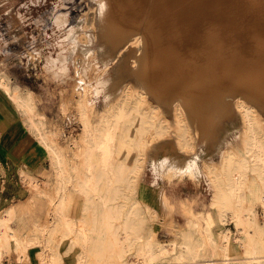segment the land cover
<instances>
[{"label": "rangeland", "instance_id": "rangeland-1", "mask_svg": "<svg viewBox=\"0 0 264 264\" xmlns=\"http://www.w3.org/2000/svg\"><path fill=\"white\" fill-rule=\"evenodd\" d=\"M144 1L126 0V2L123 3L125 5V12L128 17L131 18V21L134 20V22H136L138 20L143 12V7H148L147 11L150 10L149 5L147 6ZM181 1L183 4H189L191 1V5L204 6L201 18L205 19L201 21L202 19L200 18L197 22L198 24L196 23L197 25L192 22H190L192 25H188L189 27L192 26L195 31L189 27L188 29H192V31L195 33L197 32V34H194L193 40L191 39V42L194 43V45L196 44V46L191 44L192 46L188 45L187 47L188 52L186 53H191V56H189V54L188 56L185 55L189 58H186L187 60L185 58L178 60L179 57L175 55L173 57L170 56L169 51H167L168 46L161 41L160 35L157 37V34L161 32V24H151L152 26L150 27H152V29H158L156 32L152 31L150 27L148 28L152 37L150 35L145 37L148 43L147 48L140 47L138 49L136 45H133L135 46L134 49V47L130 45L125 48L121 47L120 49L122 45L118 40L121 39L122 32L124 31L126 33L122 37L128 38V36H126L128 35L127 32L131 31L136 25L129 24L128 26L129 22L127 20H123V18L122 21L121 18L118 17V12L122 8V5L118 4V8L117 3L114 4V0H108V4L114 7L113 13L116 17H112L111 15L106 18V20L101 17L105 7L102 0H1L0 72H4L7 75L4 74L3 76L8 79V83L10 82L16 87L21 95H24L27 90L31 91L36 110L34 120L41 123L40 131L44 132L48 138L54 140L56 146L65 155L66 163L69 165L76 163V161L80 164L79 157H75L72 153L78 142L80 143L79 134L81 132V126L73 100L76 98L77 90L82 80L89 84L83 86H89L90 88L88 105L90 104L93 121L99 117V114L106 109L107 104L110 103L126 85H131L135 89H142L145 91L148 103L151 105L154 104V106L158 105L157 110L159 109L158 112L166 123H174V110L172 105L174 103L176 104V102L181 104L189 124V136L192 139V148H181L174 136V131L150 143L145 148L143 158L141 159V168H139L134 178V188L132 192L128 194L126 202L129 203L136 199L142 206H147V208L152 209L149 205L144 203L141 191L137 186L140 181H145L148 185L154 184L160 188L162 192H167L168 197L171 199L172 210L167 213V216L158 215L155 212L156 216L152 220L145 219L142 225V231L145 236H149L153 241L165 246L172 240L177 242L181 240L180 234L185 229L187 221L190 219L194 220L197 225L193 232V236L197 238L204 234V223L201 215L203 212L209 210L214 219L211 225L213 229L210 227V231L215 236L217 244L221 242V236L223 234L231 233V243H233L232 253L236 254L235 257H240L239 247L232 238L234 232H236L234 222L227 219V217H225L224 222H219V211L216 209L217 207L211 204L212 199H214V187L206 174L204 162L207 161L214 165H218L225 148L229 146L235 150L241 148L240 136L242 118L235 108V103L237 99H239L238 97H240V99L244 98L248 104L252 105L256 109L259 118L264 122V84H262L264 83V80H262L264 79V76H262L264 70L253 73L254 77L256 76L261 79L257 82L259 79L255 78L257 83H255L254 77L249 80V82L243 81L241 74L237 70L238 65H235L237 64L236 62L234 63L235 67L232 65L233 63L224 66L226 74L225 72L218 74L216 69L213 72V70L210 71L209 68L204 66L205 63L210 60L205 57L208 55V52L205 53L204 49L207 47L205 44L208 43L213 45H209V48L211 47L210 50L215 49L214 47L216 46L214 45L220 42L228 43V45H225L229 46L230 44V49H232L234 58L238 56V58L250 59L252 53L249 47L252 38L257 37L256 40L264 41V19L258 17L264 15V8H262L264 7V0H236V8H232V11L236 9L235 13L240 14L239 19L235 22L242 30L239 32L236 30L237 32H235V29H231L234 27L233 24L235 22H232L231 26L233 27L227 24V26L229 25L231 28L225 26L229 28L228 31L231 29L229 33L232 35L223 36L221 40L217 39L218 37L216 36H207L202 33H206L207 30H209L205 27V25L208 26V22L211 24L217 20L218 17L215 18L212 15L219 10L220 4V7H223L222 3L226 2V6L224 5V7H227V9L225 8V11H223L224 9H220V11L222 10L224 13L227 11V13H229L231 12L229 6L231 7L235 3V0H205V2L202 0ZM152 5L154 7V4ZM152 5L150 6L152 7ZM215 7L218 9L213 10L214 13L211 12V8L214 9ZM168 9L170 8H167L166 11H168ZM150 11H153V9ZM203 11H210V14H206ZM252 13H254V15L246 20V15ZM207 15L208 17L209 15L212 16V19L210 17L208 19ZM58 16H62L64 19L61 22H56L55 19ZM196 16L198 17L199 14ZM224 16H221L220 19L225 18V23H228L229 21L226 22L227 17ZM114 22L122 23L124 27L114 28ZM203 27L205 30H203ZM145 28L147 29V27ZM114 29L121 33L115 36ZM255 29L257 32L253 34L252 32ZM152 32L155 33V36ZM246 33L249 34L246 35ZM154 37L156 41L153 42L152 39H154ZM211 37L212 39H210ZM169 39H171V37H169ZM156 42L158 46L161 45L160 48L157 46ZM164 44L167 47H165ZM225 45H222V48L224 47L223 49L228 52L227 54L232 55L229 52L230 49ZM156 46L157 48L154 50ZM143 48L145 49L142 51ZM233 48L243 52L235 54L233 53ZM148 49L154 50V54L158 56L154 57V54L150 53L152 51ZM161 49H164L163 51L165 54ZM195 49L198 51L195 52ZM156 50L157 52L163 53L165 58L163 54L162 57H160L161 54L159 53V55L156 53ZM196 53L198 57L200 56V58L196 57L198 63L204 58L206 60L204 59L203 61L205 62L201 61L202 64H199V69L202 71L193 74L192 77L195 78V76L200 74L202 76V74L206 72L205 69L209 71V73H205L207 77L205 75H203L205 77L202 76L203 79L201 76L200 79L198 78L199 76L196 77L198 80L192 79L191 75L188 74L185 69V63L187 64L189 62V64H187L189 67L191 64L194 66V63H190L189 60L192 59L195 62ZM202 55L203 59L201 58ZM209 55L212 54L210 53ZM59 56L63 59H59ZM140 56L143 58L141 61ZM158 57L159 59L161 58V60H159ZM76 60H79L78 69L81 68L79 74L75 73L74 61ZM184 60L188 62H184ZM197 62H195V64H197ZM246 64H248V62ZM160 65H162V68ZM139 67L140 70L138 69ZM231 68H233L232 71L235 70V72L233 71L234 73L230 70ZM203 70L205 72H203ZM229 71L231 74L227 73ZM237 71L239 75L236 74ZM178 73L186 77H181L182 75L179 76L177 75ZM260 73L262 74L259 75ZM208 74H210V76ZM175 75L179 78L177 79ZM188 75L193 82L187 83V81H190ZM170 76H175L174 79L178 81L176 82ZM225 77L227 79H225ZM231 77L234 78L230 79ZM185 78H187L186 81ZM179 81L181 82L179 83ZM182 81L186 83L181 84ZM199 82H201L200 86L199 84L195 86V83ZM181 85L182 87L180 89L179 87ZM188 85H190V87ZM77 86L78 88L76 89ZM192 86L195 87L193 88ZM183 87L186 88L183 89ZM191 91L194 95H192L193 93ZM181 92H185L183 93L185 96ZM73 93L76 95H73ZM180 97L183 98L181 99ZM182 101H185L184 103L186 104H182ZM19 118L22 124L28 127L29 131L34 135L36 142L44 149L43 144L38 139L39 134L29 126L21 112H19ZM129 120L130 118L125 121L126 125L129 124ZM134 123L136 122L134 121ZM131 128V133L134 134V129L133 127ZM122 156H124V152L119 155V157ZM46 157H48L46 163L49 170H43L41 172L42 175L37 177L29 175L27 172L29 176L25 177L23 174L27 192L12 197L10 201L11 204L8 205L16 208L14 202H17L21 198L26 199L28 197L26 204L22 205L23 202L18 203L20 206H18V209L16 208V212L10 221L12 228L21 235L23 234L31 237L38 234L34 221H45V223L51 224L54 217V207L56 201H58L57 196L54 194L56 168L52 164L48 153ZM131 158L132 155L129 156V160H131ZM40 160H42V158ZM32 180L38 183V186L44 191L52 194V202L49 201L47 195L38 194L34 190L33 183H31ZM252 182L250 185L253 190H256L257 185L255 186V184L257 181L255 182V180H253ZM257 193L260 194V192ZM256 198L257 195L252 192L248 200L256 201ZM82 200L80 195L68 190L65 202L66 212L70 213L75 219L78 218V216L80 217V215L87 214L83 212ZM7 207L2 210L0 216L6 214ZM60 237L61 231L58 230L55 232L52 241L54 244L58 243V249L63 252L61 264H74L77 259L76 252H78V247L75 246L65 252L69 246V240H62ZM61 245H64L65 248H59L62 247ZM32 247L33 246H30L28 252L22 254L20 258L17 252L14 250L16 254H13L11 251L13 248H10L9 253L5 254L2 258L1 264H36L31 256L33 253L37 256V250L40 249V246H34L37 248L35 251L30 249ZM66 255H69V258L65 261L64 256ZM129 258H131L130 254ZM164 261H166V259ZM112 263L120 264L116 259Z\"/></svg>", "mask_w": 264, "mask_h": 264}, {"label": "bare ground", "instance_id": "bare-ground-1", "mask_svg": "<svg viewBox=\"0 0 264 264\" xmlns=\"http://www.w3.org/2000/svg\"><path fill=\"white\" fill-rule=\"evenodd\" d=\"M102 1L105 4L104 11L101 15L102 19L106 20V18L111 15L114 17V7L108 4V0ZM137 1L139 2L140 0ZM202 1L205 2V0ZM124 2H126V0H114V4L117 3L118 8L119 5H122L121 7L123 8L119 10L118 17L121 18V20L123 18V20H127L129 22L126 21L128 26L129 24L136 26H134L131 31L127 32L128 35L126 36H128V38H123L122 36L126 33L124 31L122 32L121 39L118 40L122 45L120 49L121 47L125 48L130 45H136L138 49L140 47L147 48L148 43L145 37L150 35L148 28L153 24H161V32H157L159 33L157 37L160 35L161 41L168 46L167 51H169L170 56L173 57L175 55L179 57L178 60L184 58L189 59L187 56L188 54L191 56V53H186L188 52L187 47L191 44L194 45L191 39L193 40V36L194 34L196 35L197 32H193L195 31L194 28L188 25L190 22L196 24L200 20L204 6L191 5V1L189 4H183L181 0H145V4L147 6L149 5V9H153V11H147L148 7H143L142 14L139 16L138 20L134 22V20L131 21V18L126 14ZM234 2L235 3L231 7L229 6L231 11L229 13H227V11L225 13L223 12L227 9V7H224L226 2H223L224 4L222 3L224 8L220 7V4L219 10L215 13L213 10H215L216 7L214 9L211 8L212 11L209 9L214 13L212 16L215 18L218 17L219 19L217 18V20L211 24L208 22L207 24L208 26L210 24V26L208 27L205 25V27L209 30L206 29L207 32L202 34L216 36L218 37L217 39L221 40L223 36L231 34L229 33L231 29H235V32L242 30L235 22L239 19L240 14L235 13L236 9L232 11V8H236V0ZM152 4H154V7ZM150 5H152L153 8ZM167 8L170 9L166 11ZM220 9L224 10L220 11ZM210 11L203 12L207 14ZM197 14H199L198 17L196 16ZM253 15L254 13L246 15V20ZM212 16L209 15L210 18ZM221 16L227 17L226 22H229L225 23V18L220 19ZM209 17L207 15L208 19ZM258 17L264 19V15ZM203 19L201 21H203ZM232 22H235L233 24L234 27L231 26ZM227 24H230L233 28L229 27V25L227 26ZM225 25L231 28L230 31H228L229 28ZM113 26L114 28L124 27L122 23L117 22H114ZM145 27H147V29ZM188 27L192 28L193 31L192 29H190V31ZM150 29H152V27H150ZM154 29H152V31H158V29ZM203 30H205V28ZM254 32H257L256 29L253 30L252 33L254 34ZM114 33L115 36H118L121 32H117L114 29ZM153 34L155 36V33ZM247 34L249 33H246V35ZM150 36L152 37V35ZM169 37H171V39H169ZM256 38L257 37H253L250 43L249 50H251L252 53L250 59L238 58V56L234 58L232 49H230V44L229 46L225 45H228V43L220 42L214 45L216 47H214L215 49L213 50H210L211 47L209 48V45L213 46L212 44H205L207 45L204 49L205 53L208 52V55L211 53L213 57L212 55L208 56L206 54L207 56L205 57L210 60L203 65L209 68L210 71L213 70L214 72L216 69L218 74H222L225 72V65L231 63L234 65L236 62L237 64L235 65H238L237 70L241 74L242 80L249 82V80L254 77L253 73L264 70V41L256 40ZM210 39H212V37ZM152 40L153 42L156 41L155 37ZM156 44L158 46L157 42ZM166 45L165 47H167ZM222 45L228 47L230 49V51H228L232 55L227 54L228 52L223 49L224 47L222 48ZM157 46L154 47V50ZM160 46L158 47L160 48ZM194 46H196V44ZM133 47L135 49V46ZM144 49L145 48H143L142 51ZM164 49L161 50L163 51ZM153 51L150 53L154 54ZM197 51L198 50L195 49V52ZM241 52L243 51L234 49L233 53L239 54ZM136 53L134 54L138 55ZM156 53L159 54L160 52L156 50ZM163 53H160V57H162ZM61 56H59V59L62 58ZM153 56L155 57L158 55L154 54ZM196 57H198V54L195 55V62H197ZM202 57L203 55L201 58ZM198 58H200V56ZM141 59L143 60L142 57L140 61ZM159 60H161V58ZM191 60L192 59L189 61L190 63H194V66L191 64L189 67V65H187L189 62L185 60L184 62H188L187 64L185 63V69L192 77L193 74L202 71L199 69V64H202L201 61H205L200 59V63L197 62V67L194 60H192V62ZM247 62L248 64H246ZM78 64L79 60L74 61L75 73L77 74L81 71V68L78 69ZM160 66L162 68V65ZM138 69L140 70V67ZM232 69L233 68L230 70L232 71ZM205 70L206 72L204 70L203 72L209 73L207 69ZM233 71L235 72V70ZM238 71L236 74H238ZM205 73L202 74V76H206ZM227 73H230V71ZM142 74L140 75L144 76ZM210 74L208 75L210 76ZM261 74L262 73L259 75ZM177 75H182L181 77H184L187 74L183 76V74L178 73ZM175 76L170 77L174 79ZM198 76H195V78L192 77V79L198 80L196 77L200 79L201 74ZM262 76H264V74H262ZM188 77V79H190L189 75ZM176 78L178 79L179 77L176 76ZM233 78L231 77L230 79ZM255 78L257 79L258 77L255 76L254 80ZM225 79L227 78L225 77ZM186 80L187 78H185V81ZM260 80L261 79L257 80V82ZM175 81L177 82L178 80ZM180 82L181 81H179V83ZM190 82H193V80L190 79V81H187V83ZM257 82L255 80V83ZM183 83L186 82L182 81L181 84ZM200 83L201 82L195 83V86L197 84L200 86ZM83 85L89 84L82 80L80 84L81 87H76V89L78 88L77 95L73 93V95H76L73 103L76 107L81 132L79 134L80 143L78 142L72 153L75 157H79L80 164L76 161V163L69 165L66 163L65 155L56 146L54 140L48 138L44 132L40 131L41 123L34 120L36 110L31 91L27 90L24 95H21L15 88L12 89L10 87L4 76H0V86L3 88V91L14 100L29 126L37 131L39 134V141L43 144L50 156L52 164L56 168L54 194L58 198L56 204L54 202V217L51 224L45 223V221L40 222L35 220L34 224L38 234L31 237L23 234L21 235L12 228L10 221L16 212V208L14 206L7 207L6 214L0 216V264L5 254L9 253L10 248H13L20 258L22 254L28 252L30 246H40V249L37 250L39 264H61L63 252L58 249V243L54 244L52 241L55 232L58 230L61 231L60 238L62 240H69V246L65 252L75 246L78 247V252H76L77 259L74 264H111L115 259L119 261L120 264H264V122L259 118L256 109L252 105L248 104L244 98L242 99L245 101L240 99V97H238L239 99L234 98L237 99L235 108L242 118L240 136L241 148L237 150L230 146L225 148L218 165H214L207 161L204 162L206 174L214 187V199H212L211 204L217 207L216 209L219 211L218 220L219 222H224L225 217H227V219L234 222L236 227V232H234L232 238L237 243L241 256L235 257L231 252V233L227 231L228 234H223L221 236V242L217 244L215 236L210 231L214 219L209 211L203 212L201 215L204 223V234L197 238L193 236V232L197 225L194 220L190 219L187 221L185 229L180 234L181 240L179 242L172 240L165 246L153 241L149 236H145L142 231L143 221H145V219L152 220L156 216L155 211L147 208V206H142L136 199L129 203L126 202L128 194L132 192L134 188V178L139 168H141V159L143 158L145 148L150 143L174 131V136L181 148H192V139L189 136V124L181 104L176 102V104L174 103L172 105L174 110V123H166L160 116L158 112L159 109L157 110L158 105L154 106V104L151 105L148 103L145 91L142 89H135L131 85H126L119 91L113 100L107 104L106 109L99 114V117L93 121L90 104L88 105L90 88L89 86ZM190 85L188 86L190 87ZM181 87L182 85L179 88L181 89ZM184 88L186 87H183V89ZM181 93L183 94L185 92ZM192 95H194V93ZM180 98L182 99L183 97ZM182 102V104H186L184 103L185 101ZM128 118H130L128 121L129 124L126 125L125 121ZM134 121L136 123H134ZM130 126L133 127L134 134L131 133L132 128ZM122 152H124V156L119 157ZM130 155H132L131 160H129ZM22 173L27 177L26 173L23 171ZM253 180H255V182L257 181L255 184V186L257 185L256 190H253L250 185ZM31 183H33L34 190L38 194H45L49 197V201H53L51 193L44 191L38 186V183L33 180ZM68 190L82 197L83 212L87 214L80 215V217L78 216V218L75 219L70 213L66 212L65 202ZM252 192L257 195L256 201L248 200ZM257 192H260V194ZM129 254L131 258H129ZM162 259H166V261Z\"/></svg>", "mask_w": 264, "mask_h": 264}, {"label": "crops", "instance_id": "crops-1", "mask_svg": "<svg viewBox=\"0 0 264 264\" xmlns=\"http://www.w3.org/2000/svg\"><path fill=\"white\" fill-rule=\"evenodd\" d=\"M63 19L64 17L58 16L55 20L56 22H61ZM4 74V72H0V76ZM9 85L12 89H16L10 82ZM19 112V108L16 106L14 100L0 86V213L11 204L12 197L27 192L22 171L37 177L42 175L41 172L43 170H49L46 163L48 158L46 157V149L44 148V150L36 142V138L29 131L28 127L22 124ZM41 158L42 160H40ZM28 174L27 176H29ZM137 186L141 191L144 203L154 209L158 215L167 216V213L172 210L171 199L168 197L167 192L164 193L156 185H148L145 181L138 182ZM27 200L28 197L26 199L21 198L17 202H14V205L18 209V206H20L18 203L23 202L22 205H24ZM232 245L233 243H231V252ZM61 246L59 248H65L64 245ZM30 249L35 251L37 248L32 247ZM11 251L13 254H16L14 249H11ZM31 258L36 264H39L35 253H33ZM68 258L69 255L64 256L65 261Z\"/></svg>", "mask_w": 264, "mask_h": 264}]
</instances>
